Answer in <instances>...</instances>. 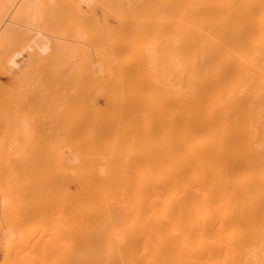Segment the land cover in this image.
Wrapping results in <instances>:
<instances>
[{
  "label": "bare ground",
  "instance_id": "obj_1",
  "mask_svg": "<svg viewBox=\"0 0 264 264\" xmlns=\"http://www.w3.org/2000/svg\"><path fill=\"white\" fill-rule=\"evenodd\" d=\"M0 165V264H264V0H0Z\"/></svg>",
  "mask_w": 264,
  "mask_h": 264
},
{
  "label": "rangeland",
  "instance_id": "obj_2",
  "mask_svg": "<svg viewBox=\"0 0 264 264\" xmlns=\"http://www.w3.org/2000/svg\"><path fill=\"white\" fill-rule=\"evenodd\" d=\"M13 157H16V159H15V158L13 159ZM13 157H12V160H11L13 166L11 167L12 164H11V163H9V164H10V167L12 168V170H13L14 173L12 172V170H9L10 172L7 170V171L9 172V174H10V173H11V174H12V173L15 174V173H16L15 170L17 169V168H15V167H16L17 165H20V164H21V162H18V160H17V158L19 159V157H17L16 155H13ZM14 160H15V161H14ZM17 162H18V164H17ZM19 163H20V164H19ZM9 164H8V165H9ZM8 165H7V167H9ZM0 166H1V165H0ZM10 167H9V169H11ZM4 169L6 170V169H8V168H6V166H5ZM16 171H17V170H16ZM13 176H15V175H13ZM11 177H12V176H11ZM1 253H2V251H1ZM1 253H0V257L2 258L3 254H1Z\"/></svg>",
  "mask_w": 264,
  "mask_h": 264
}]
</instances>
